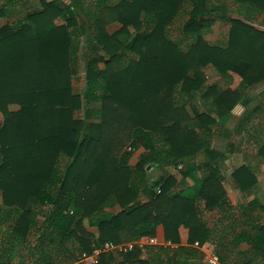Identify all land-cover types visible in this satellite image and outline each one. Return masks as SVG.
Masks as SVG:
<instances>
[{
	"label": "trees",
	"instance_id": "16d2710c",
	"mask_svg": "<svg viewBox=\"0 0 264 264\" xmlns=\"http://www.w3.org/2000/svg\"><path fill=\"white\" fill-rule=\"evenodd\" d=\"M31 1L0 0V264H81L149 237L160 244L143 258L135 247L88 264H205V244L222 264H264L252 193L264 92L251 93L264 83V0ZM216 22L227 35L210 43ZM231 119L255 148L228 173ZM149 165L184 170L148 187Z\"/></svg>",
	"mask_w": 264,
	"mask_h": 264
},
{
	"label": "rangeland",
	"instance_id": "374dc122",
	"mask_svg": "<svg viewBox=\"0 0 264 264\" xmlns=\"http://www.w3.org/2000/svg\"><path fill=\"white\" fill-rule=\"evenodd\" d=\"M118 1L119 0H111V2L113 4H116ZM225 1L227 4L229 3V0H225ZM30 5L32 8L38 7L37 0L31 1ZM32 8H30V9H32ZM14 16L15 17L17 16V12L14 14ZM1 20L3 21V23H1ZM6 22H7L6 19L0 18V25L5 24ZM57 22L60 23L59 21H57ZM257 23L263 25L264 19L259 18L257 20ZM119 27H120L119 24L113 23V24L108 25L106 27V29L109 33H113L116 30H118ZM175 28H176V24H175ZM211 30H212V32L205 37V39L208 42L215 43L216 41L219 40L220 37H222L221 39L226 38L227 28L221 29L220 24L218 22H216V24L211 28ZM81 53H82V51H81ZM100 67H103V64L100 63ZM82 72H83V60L80 59V56H79L78 72H77L76 77L73 79V89L76 93H80L82 87L84 86L83 80L81 79V76L83 75ZM205 76H206L205 77L206 78V84H208V85L214 83V81L217 79L216 74L210 68H207L205 70ZM233 77H234V81L232 84V88H236L238 83L240 82V79L237 76H233ZM260 92H264V83L255 86L251 90L252 95H257ZM9 109L11 111H16L18 109V107L17 106H10ZM2 120H3L2 115H0V124L2 123ZM236 126H237V120L236 119H231L224 126L225 129L231 130L229 135H228V138H225V141L232 145V148H231V151L233 152L232 155H235V156L230 155V157L232 156L231 157L232 161L227 160V165L230 168L227 171L228 173H230L232 169H235L238 166V163L241 159V152L243 151V149L247 148L249 150L251 148H255V146L253 147V145H249V143H247L245 141V136H247V133H248L245 125H242V128H241L242 134L241 135H239V132H237L234 129ZM221 133L223 134L224 130H222ZM263 138H264V136H263ZM249 146H251V148H249ZM125 149H126V151H128L129 146H125L123 150H125ZM142 151H143V149H140V152H138L137 154L134 155V157L130 161V166H136L138 164V160H139L138 155H139V153H142ZM230 157H229V159H230ZM146 170L149 172V174H147L148 175L147 186L150 187L154 181L158 180L161 177L166 176L167 174L175 176L176 178H180V173L184 170V166L183 167L178 166L177 168L167 167L164 169H160V168H156L154 166L149 165L146 167ZM257 182H258V184L253 188L252 193L258 199V201L264 205V165H262L260 167V170L257 174ZM148 190L149 189H142L139 193V199L143 203H146L148 201V198H147L148 197ZM229 197L231 199V202L229 201L230 205L233 207L240 205L244 201L238 192H232V191L228 192V198ZM209 214L210 213L207 214V217H209ZM212 249L213 248L208 246V249H206L205 252L208 253ZM143 252L144 251L141 250V255L139 257H141V258L145 257V253H143Z\"/></svg>",
	"mask_w": 264,
	"mask_h": 264
},
{
	"label": "built area",
	"instance_id": "2783aa9c",
	"mask_svg": "<svg viewBox=\"0 0 264 264\" xmlns=\"http://www.w3.org/2000/svg\"><path fill=\"white\" fill-rule=\"evenodd\" d=\"M129 150L130 148L128 149V151ZM158 244L160 243L155 237H149L144 240H139L136 243H125V244H119V245H115L113 243H105L102 247L94 249L90 255H83L82 258L80 259V263L81 264H88L89 262L97 263L99 256L106 251H118L120 253H127V252L132 251L135 247L143 250L145 246H155ZM163 244L165 246L170 245V243L168 242L163 243ZM193 246L197 248L198 243L195 242ZM208 246L209 245L205 244L201 247V251L204 254L205 264H222L219 261V258L217 257V255L213 252V249L210 250L208 253L205 252L206 249H208Z\"/></svg>",
	"mask_w": 264,
	"mask_h": 264
},
{
	"label": "crops",
	"instance_id": "0c3cea01",
	"mask_svg": "<svg viewBox=\"0 0 264 264\" xmlns=\"http://www.w3.org/2000/svg\"><path fill=\"white\" fill-rule=\"evenodd\" d=\"M1 23H3L2 20H1ZM231 155H232V154H231ZM232 156H235V155H232ZM232 156H231V157H232ZM231 157H230V159H229L228 161H230V160L232 161ZM240 161H241V162H240ZM240 161H239V163H238V166L242 164V157H241ZM226 164H227V161H226ZM263 165H264V164H263ZM230 191H232V192H237V191L232 190V189H231V190H228V192H230ZM228 199H229V201L231 202L230 197H229Z\"/></svg>",
	"mask_w": 264,
	"mask_h": 264
}]
</instances>
